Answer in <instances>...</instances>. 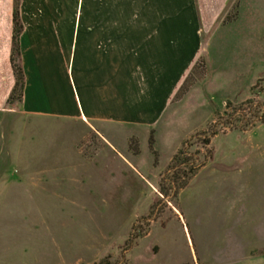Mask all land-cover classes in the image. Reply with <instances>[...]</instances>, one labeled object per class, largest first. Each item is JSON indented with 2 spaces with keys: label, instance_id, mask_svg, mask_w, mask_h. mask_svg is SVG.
I'll use <instances>...</instances> for the list:
<instances>
[{
  "label": "rangeland",
  "instance_id": "1",
  "mask_svg": "<svg viewBox=\"0 0 264 264\" xmlns=\"http://www.w3.org/2000/svg\"><path fill=\"white\" fill-rule=\"evenodd\" d=\"M245 4L211 42L209 80L199 56L154 128L6 123L16 128L6 126L0 176V264H193L194 253L202 264L219 254L225 177L257 171L244 175L257 183L252 199H264V161L253 160L264 153V123L242 131L220 120L247 100L264 106V0ZM211 132L208 146L190 148L208 156L205 165L161 194L181 145Z\"/></svg>",
  "mask_w": 264,
  "mask_h": 264
},
{
  "label": "crops",
  "instance_id": "2",
  "mask_svg": "<svg viewBox=\"0 0 264 264\" xmlns=\"http://www.w3.org/2000/svg\"><path fill=\"white\" fill-rule=\"evenodd\" d=\"M245 3L0 0V176L6 126L16 128L6 124L12 120L23 119L24 130L39 124L35 132L49 123L67 128L74 122L106 134L154 128L199 56L209 80L211 42L238 22ZM14 11L22 26L24 75L18 112L6 105L15 83L10 63ZM253 160L264 161V153ZM247 171L248 176L257 172L239 169L223 180L222 244L219 254L213 252L202 264H264V199H252L259 192ZM197 258L194 253L193 264Z\"/></svg>",
  "mask_w": 264,
  "mask_h": 264
},
{
  "label": "trees",
  "instance_id": "3",
  "mask_svg": "<svg viewBox=\"0 0 264 264\" xmlns=\"http://www.w3.org/2000/svg\"><path fill=\"white\" fill-rule=\"evenodd\" d=\"M14 22V32H13V46L10 56V63L15 79L14 87L7 99L6 105L8 108L20 109L23 91H24V75L23 70L20 66V50H19V35L22 31V26L19 25L17 11H14L13 15ZM247 107V110L243 108ZM230 105L227 109L229 110ZM248 116H247V115ZM222 127L228 128H239L242 131L250 128L254 122L264 123V106L263 104L254 103L252 100H247L241 103L237 108H233L232 112L227 115L223 120ZM215 135L214 132L210 134H198L188 141L184 142L178 152L174 155L172 163L168 168V172L163 176L162 182L166 183V188H161V194H167L168 191L173 190L177 192L183 189L187 185V181L193 177L198 170H200L208 160L206 154H201L200 151L190 152V148L194 144H201L203 146H208L211 137ZM152 141H150V144ZM176 177H181L187 181L182 184H177ZM140 237V236H138ZM131 243L126 245L125 251L129 250ZM94 264H112L109 259H103L99 263ZM114 264H125L122 261L116 262Z\"/></svg>",
  "mask_w": 264,
  "mask_h": 264
}]
</instances>
